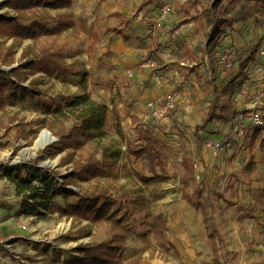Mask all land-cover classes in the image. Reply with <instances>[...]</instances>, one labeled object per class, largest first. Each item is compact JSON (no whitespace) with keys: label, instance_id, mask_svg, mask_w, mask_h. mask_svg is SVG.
I'll return each instance as SVG.
<instances>
[{"label":"rangeland","instance_id":"rangeland-1","mask_svg":"<svg viewBox=\"0 0 264 264\" xmlns=\"http://www.w3.org/2000/svg\"><path fill=\"white\" fill-rule=\"evenodd\" d=\"M4 1L6 0H0V13L15 16L17 12L4 6ZM209 1L211 2V0H156L148 3L146 0H72L70 5L59 9L36 7L23 12L25 23H29L32 18H37L51 27L67 24L68 27L59 33L42 35L36 40H14L0 34V68L11 72V67L19 64L26 65L27 60L39 57L43 50H49L56 53L69 71V78L62 80L43 72L33 74L29 69H24L22 83L27 85L32 78H39L40 93H34L21 101H10L5 97V101L0 103V239L5 240L3 244L0 243V264H71L73 257L80 254L82 244L108 240L115 231L110 221L93 224L89 221H80L61 215L59 212L44 215L23 214L21 211L22 197L17 194L14 183L9 181L3 173L7 165L19 162L30 164L32 170L41 167L43 170L39 173V177H35L33 173L31 176L32 181L37 185L41 184L40 176L50 172L51 169L59 171L57 179L60 183L63 178L71 174L72 163L59 166L65 150L51 151L50 146L54 141L39 148H36L35 144L44 129L52 136L54 135L47 127H44L42 120L48 121L54 111V106L58 103L66 105L71 96L80 92L78 81L86 64L92 66L100 61L101 56L97 53V49L95 47L89 49L92 37L88 38L84 34L90 29L98 32L101 28V21L95 20V14L101 13L104 8L106 9L105 14L111 12V16L113 14L119 16L120 12L126 13L127 15L123 17L127 22V27L123 31L129 34V38L127 40L124 38V42L127 45L128 43L134 46L139 45V50L136 52L143 57H141V62L145 63L149 60H156L148 55L147 40L150 35L148 32L156 24L153 17L163 16L169 24L165 28V48H173V51H170L172 52L170 60L167 59L169 51L165 50L164 54H168L166 59L171 61L170 68H174L176 63L191 60V55L199 58L205 53L210 27L206 25L204 15L199 14L201 8L209 4ZM144 2L147 4L143 5L141 10L138 9L139 5ZM164 6L170 7L166 16L162 12ZM113 9L115 10L112 11ZM216 11L221 12L220 14H227L234 20L233 25L227 26L228 32L220 37V44L223 46L236 44L241 50L264 47V14L257 11L253 2L223 0ZM130 27L134 32L133 37H130ZM176 30H179V34L171 39L168 34ZM11 52L14 53L13 56L10 55ZM107 54L113 55L112 52ZM4 60L11 64L4 63ZM214 63H217L216 58ZM178 70L182 74L187 72L185 69ZM203 70H206V67L200 64L194 71L197 74L196 77L193 73L187 75L188 78L190 76L196 78L200 86V90L196 87L194 91L190 89V94L187 93V96L196 95L201 91V95L204 96L203 100L207 103L212 102L215 93L211 92L212 83L209 84V81H214L218 88L215 91L219 95L218 103L222 104L225 101L222 97L225 85L232 83L237 85L238 83L235 77L237 70L230 67L225 75L219 74L216 79H211L209 72L207 73V70L203 72ZM91 71L92 69H89V72ZM167 72L169 75L165 74V80H167L168 88L180 90L183 99L184 88L179 86L176 80L178 75L169 70ZM191 86L194 85L191 84ZM90 90L94 99L99 101L105 99L104 97L97 98L103 92L99 87L91 86ZM159 98L158 100H161ZM230 105L224 109L223 113L228 120H216L214 125L207 128L209 132L219 128L227 135L234 128L236 125V113L234 112L240 106L237 107L233 103ZM71 122H67L66 126H69ZM61 126L59 125V128ZM109 128L105 137L85 145L79 155L86 156L89 152H93L96 156H100V149L103 146L121 148V156L117 161L114 175L96 177L90 181L78 182L76 185H65L66 187H62L63 190L71 191L73 190L71 186H74L76 187L74 191L85 192L103 187L117 199V205L113 210H116L120 203L126 205V208H123L117 216L120 218L126 213L128 215L124 222L127 231L124 262L136 260L135 264H214L212 239L206 233L203 213L181 204L182 201L179 199L181 186L176 181L162 183L158 187L166 194L165 205L154 201L151 192L155 186L147 187L136 175L137 172L144 175L148 170L145 157L137 158L131 153L132 150L138 148V145L125 142V139L122 141L121 136L113 130L111 125ZM200 135L201 138L197 139L191 134V144L188 148L175 146L167 151L169 159L166 172L172 177H178L180 174L181 158L185 153L193 160H201L204 153L202 143L206 146L208 139H205L207 138L205 131H202ZM128 153L131 155L127 162L125 158ZM39 155L41 158L35 162ZM256 157L258 171L252 178L253 183H248L243 177V182L247 187L242 191L240 199L244 207L252 210L255 219L246 217L244 211L238 213V207L227 206L226 203L215 211V221L219 232L225 238L224 244H221L217 231L219 254L225 264H228L223 256L225 249L236 253L239 261L237 264H264V149ZM46 161L50 163L47 164ZM230 171L229 164H227L223 171L217 174L218 177H213V172H210V181L217 178L212 184L213 188H216L214 190L223 189L227 183L232 181L229 177ZM215 172H218L217 169ZM259 183L263 185L258 186ZM257 190L261 193H259L258 200H254L253 197L251 198V193ZM144 196L146 201H143ZM53 199L62 205H67L76 201L77 197L67 198L62 194H57L53 196ZM159 214H165L170 224L173 216H177L179 230L174 229L172 225L167 233L168 241L177 246V253L172 249L167 252L156 246L157 238L153 221ZM182 238L188 243L187 249L183 246ZM10 243H14L13 246L11 244L7 247L6 244L10 245Z\"/></svg>","mask_w":264,"mask_h":264},{"label":"trees","instance_id":"trees-1","mask_svg":"<svg viewBox=\"0 0 264 264\" xmlns=\"http://www.w3.org/2000/svg\"><path fill=\"white\" fill-rule=\"evenodd\" d=\"M148 3H152L156 0H146ZM223 0H211L209 4L203 6L199 15H204L206 19V25L210 27L209 39L206 43L205 53L207 55L211 66H214V60L217 52L220 50L223 44H220V37L224 36L228 30L227 26L233 25L234 20L227 14H220L216 10ZM247 2H253L257 11L264 14V0H245ZM72 0H6L3 5L12 8L17 12L15 16L0 13V34L7 38H13L14 40L31 39L36 40L42 35H54L67 28V24H58L57 26H48L41 22L37 18H32L29 23L23 22V12L31 10L36 7H45L52 9H59L70 5ZM143 3L139 5L138 9H142ZM1 6V5H0ZM220 16L218 17V15ZM197 17V16H196ZM124 38L127 40L128 35L124 34ZM99 37L97 34H93L92 42L89 49H94L98 43ZM239 53L241 58L238 63L239 69L235 77L238 79L237 85L234 83L224 87L222 90V97L224 102L218 103V93L215 92L218 88L214 81L213 91L215 98L209 104V113L204 121L196 127L195 134L199 136L198 131L204 129L210 122L214 120L227 121L228 117L225 116L224 109L230 107L231 103H235L234 96L237 91L242 87V83L247 75V72L252 70L255 63L258 62V48H246L241 50L236 44H232ZM13 52L10 53L13 56ZM155 54V51H150L149 56ZM26 55V53H25ZM244 56V57H243ZM192 59L196 58L195 55H191ZM243 57V58H242ZM6 64H11L9 61H3ZM208 62V63H209ZM178 69L187 70V75L193 73L197 66L203 64L206 67L207 72L211 73L210 78L216 79L221 74L217 73V69H211L207 67V62L204 61L194 65L176 63ZM216 66V64H215ZM24 69H29L31 73L43 72L49 76H55L62 80L69 78V71L66 64H64L55 52L49 50H43L39 57L26 61V65L19 64L11 69V72L0 68V103L5 101L7 97L10 101H21L27 96H31L34 93L39 94L38 86L40 84L39 78H32L29 84L22 83L24 76ZM205 70V71H206ZM216 72V74H215ZM235 79V80H237ZM78 87L80 92L74 96H71L66 105L58 103L54 106L51 118L46 121L42 120L44 127H47L57 140L50 146V150H65V154L61 157L59 166L72 163L73 170L69 176L63 178L60 183L57 179L59 174L58 170L51 169L50 172L42 174L40 176L41 184H35L32 179V173L35 177H39V173L42 172L41 167H37L32 170L30 164L19 162L17 164L7 165L4 170V176L14 183L17 194L22 197L21 211L26 215H44L46 213L59 212L61 215L72 217L80 221H89L93 224H98L105 221H110L114 227L113 236L104 241H90L82 244L80 254L74 256L71 260V264H135L136 260L124 262L123 256L126 250V237L127 231L124 226V222L127 219V213L120 218H117L118 214L123 208H126L125 204H119L116 210H113L117 205V199L106 188H97L96 190L76 192L74 190H63L65 185H76L78 182L90 181L96 177H110L114 175L117 161L121 156V148H113L112 146H103L100 149V156H96L95 153L89 152L86 156H80L79 153L85 145L90 142L97 141L107 135L105 126L109 120L110 112L113 109L105 100L94 99L89 92V73L85 72L81 74ZM226 90H228L226 92ZM236 108L235 112H240ZM180 114V107L178 104L168 111V116L178 117ZM236 117V116H235ZM71 122L69 126H66L67 122ZM177 119H174L177 126ZM156 123V124H155ZM157 125V120L153 118L151 123ZM59 125H62L59 128ZM146 135L141 136L142 142L139 148L132 150V154L137 158L144 156L148 161V172L151 175H143L139 172L136 175L139 177L142 184L148 186L154 185L155 188L151 192L152 199L154 201L160 200L164 197L163 192L159 190L160 184L167 182L170 176L166 174V165L168 154L167 151L171 150V145L180 139H188L183 129H178V132L172 134V132H164V135L153 134L152 132L145 131ZM148 133V134H147ZM262 148L264 147V135L260 138ZM61 146V148L59 147ZM225 151V150H223ZM41 156L39 155L35 162L39 161ZM182 164L184 166V172L180 176V183L182 184V196L183 198L195 209L201 210L204 213V220L206 223L207 235L212 239V250L214 253V264H225L219 254V246L216 240L217 228L210 222L212 218V211L208 212L209 205L212 206L213 196L226 197V193L231 186H226L223 192L216 191L214 195L208 196L203 199V189L194 186L196 180L197 170L193 161L183 156ZM243 171L246 172V176L249 178L248 183H251L252 176L257 173L258 165L255 159V155L252 154L249 157L248 162L243 165ZM62 191V192H60ZM259 190L253 192L252 197L254 200H258ZM62 194L69 198L70 196H76L77 200L70 202L67 205H62L53 199L54 195ZM146 198L144 196V200ZM244 214L250 219H255V215L248 207L245 208ZM153 228L157 238V248H161L164 251L175 249L174 245L167 239L168 223L164 214H159L153 221ZM219 241L224 244V238L220 235ZM223 256L226 258L228 264H237L236 253L231 250L225 249Z\"/></svg>","mask_w":264,"mask_h":264},{"label":"crops","instance_id":"crops-1","mask_svg":"<svg viewBox=\"0 0 264 264\" xmlns=\"http://www.w3.org/2000/svg\"><path fill=\"white\" fill-rule=\"evenodd\" d=\"M114 10L115 9H113L112 11ZM105 11L106 9L104 8L102 9L101 13L97 12L95 14L96 15L95 20L101 21V28H99V31L94 32L93 29L92 30L90 29V31H85L87 33H84L88 38L92 37L93 34L98 35L99 41L95 45V48L97 49V53H99L101 58L100 61L99 62L97 61L98 63H96L95 65L91 66L89 64H86V68L83 72V73L85 72L89 73V92L91 93V95L93 96L90 87L91 86L99 87V89L101 91L103 90V92H101L100 94L101 96L98 95L97 98L104 97L105 98L104 100L110 105V108L113 109V112H110L109 114L108 123L110 124L107 123V126H105V130L106 131H108V129L110 130L109 127L111 125L113 127V130L116 131L119 134V136H121L120 138L122 141L123 139H125V142H129L130 144H136L138 145V148L140 146V143L142 142L141 136L146 135L145 131H149L152 132L153 134H159L163 136L164 132H172L173 134L175 132H178V129L180 128L183 129L188 139L179 138L177 142H174L175 145L170 144L172 149L175 148V146H177L178 148H180L181 146L188 148L191 144V134L195 135L194 137L198 139L201 138L200 133L202 131H205L207 133L206 136L207 138L205 139L208 140L225 138L226 134L224 132H221L219 128L218 130L211 132L207 130V128L215 124L216 120L210 122L204 129H200L198 131L199 136H197L194 133L196 127L199 124H201L208 115L209 104L211 102L207 103L203 100L204 96L201 95V91H199L196 95L187 96V93L190 94V89H193L194 91L195 89L194 87L200 90L199 81L196 78H192V76L188 78L187 72L184 73L183 71L184 74L179 73L180 70L177 69L178 68L177 64L176 67L174 66V68H170L171 65L169 66V63H171V61H169L170 60L169 57H171L170 54L172 52L170 53V51H173L172 50L173 48L172 47L165 48L166 47L165 28L168 27L169 25L168 21L166 22L163 16L153 17V19L156 21V24H154V26H152L153 28H151L150 32H148L150 33V35L148 36V40H147L148 43L147 48L149 52L155 51V54H153L152 56L156 59L154 60L156 63L155 66H147L145 62H141L142 56L139 55L138 52H136L137 50H139L138 47L139 45L134 46L129 43L127 45L124 42V34L129 35L127 34L126 31H123L127 27V22L125 21V18L123 16H126L127 14L124 12H120L121 15L119 16H117L116 14H113L111 16L110 15L111 12L105 14ZM133 24L136 25L135 23ZM182 26L185 25L182 24ZM129 32L131 35L130 37H133L134 32L132 28ZM178 34H179V30H176L175 32L171 34L169 33L168 35L172 39L176 37V35ZM165 50L169 51L168 52L169 56L167 57V59L169 60L166 59V56L168 54L167 55L164 54ZM108 52H112L113 55H108L107 54ZM206 57L208 56L202 54L199 58L182 61L181 63L182 64H190L191 62L200 63L204 58V61L207 62L206 65L207 67H210L212 70L217 69V65L215 66L214 64V66H211L209 59L206 60ZM89 69H92L93 72L92 71L89 72ZM168 70L171 71L173 74L178 75V78H176V80L178 81L179 86L181 87L183 86L184 88L183 99L181 98V100L178 102V106L180 107V114L178 117H170L167 115L166 117L161 119L160 122L157 121V125L154 126V124L153 125L151 124L153 122V117L151 115V108L149 107V102H151L152 100H158L159 97H160L159 99H161V97L164 98L165 95L172 92L173 90H178V89L170 90V88H168V85L166 84L167 80H164L160 85L161 87L159 86V88H156L154 86L155 77L157 75H163L165 78V74L169 75V72H167ZM203 72L206 71L203 70ZM210 74L211 73H209V75ZM179 76H181V78ZM193 76L196 77L197 74L193 72ZM191 84H193L194 86L192 87ZM209 84H211L210 81ZM210 87L213 88V83L212 85H210ZM202 103L203 105H201ZM174 119H177L176 121L178 123L177 126L175 125ZM245 124L248 127L247 128L248 131H250V129L252 128V127L250 128V123L248 122ZM248 131L243 132L241 138L243 141L238 149L221 151V153L219 154L220 156L218 155L219 157L214 156V154L212 153V148L207 145L205 146L204 143H202V147L204 148V153L203 156L201 157V160H196V159L193 160L186 153L183 155L189 157L193 161L194 166L196 167L197 174H196V180L194 186L203 189V199L206 200L208 196L211 195L213 196L216 191L223 192L226 186H231L229 187L226 193L224 192L226 197L213 196L212 206L209 205L208 207V212L212 211V218L210 222H212L215 225L219 235L222 234L219 232L218 224L215 221L216 209L221 205L224 206L223 204L226 203L227 206L238 207V211H237L238 213L239 212L241 213L242 211L245 210L246 207H244L241 204L240 199L242 196V191H244L245 187H247V185L244 184L243 182L244 181L243 177L246 178L247 181L249 180V178L246 176V172L243 171L242 167L248 162L249 157L252 154L255 155V159L257 161L256 156L259 154V152H261V150L264 149V147L262 148L260 141V138L262 135H264V133H262L259 130H253L251 131L253 134L250 135ZM247 148L250 151H247ZM130 155H131L130 153L126 155L125 160L127 162L129 160ZM182 158H181L180 174L178 175V177H172L171 174L166 172V174L170 176V179L169 181L163 183L176 181L178 185L181 186V190L179 193L180 194L179 199L182 201L181 204L184 207H188L191 210L192 209L197 210L194 207H192L182 196L183 187L182 184L180 183V176L184 172ZM168 159L169 157L167 158V162ZM227 164H229V169L231 170L229 177L232 178V181L227 183L223 189L214 190L216 188H213L212 184L216 181L217 178L210 181L209 174L210 172H213V177H216L217 174L220 173V171H223V168H225ZM216 169L218 172H215ZM165 170H167V165ZM148 171L149 170H147V173H144V175H151V173H149ZM251 183H253V180L251 181ZM262 185H263L262 183L258 184V186H262ZM163 194L164 197L157 201L165 205L164 199L166 194L165 193ZM248 196L250 197V192L248 193ZM251 198H252V193H251ZM175 211L178 213L177 210ZM177 222L178 220L176 215L173 216V221L171 224L167 218L168 229L170 226L172 227L173 225V228L177 230L179 228ZM166 233H168V230ZM167 239H168V235H167ZM216 239H217V234H216ZM224 242H225V238H224ZM171 243L174 245L175 248L174 251L177 253L178 252L177 246L173 242ZM187 244L188 243H186L184 239L183 246H185L186 249L188 248Z\"/></svg>","mask_w":264,"mask_h":264},{"label":"built area","instance_id":"built-area-1","mask_svg":"<svg viewBox=\"0 0 264 264\" xmlns=\"http://www.w3.org/2000/svg\"><path fill=\"white\" fill-rule=\"evenodd\" d=\"M170 11L169 6L162 7V12L166 16ZM258 62L255 63L252 70L247 72V75L242 83V87L235 93L234 101L241 106L240 112L236 114V125L223 139L208 140L206 145L212 148L213 154L216 156L223 150H236L241 146L242 134L248 131L245 123H250V131L259 130L264 133V47L259 48L257 54ZM241 53L233 45H225L220 48L216 54L217 68L221 74L225 75L228 69H239V61ZM208 60V57H206ZM155 61H148L147 66H155ZM196 62H191L194 65ZM165 80L163 75H157L154 80V86L157 88ZM181 99L179 90H173L161 98V100H152L149 102L151 115L156 120H161L167 116L168 111L174 108ZM246 130V131H245ZM247 151H250L247 148ZM63 180V179H62ZM61 180V182H62ZM73 190L76 187L71 186ZM5 240L0 239L3 244ZM13 246L14 243L6 246Z\"/></svg>","mask_w":264,"mask_h":264},{"label":"bare ground","instance_id":"bare-ground-1","mask_svg":"<svg viewBox=\"0 0 264 264\" xmlns=\"http://www.w3.org/2000/svg\"><path fill=\"white\" fill-rule=\"evenodd\" d=\"M52 142V134H50L48 131H46V129H44L39 138L36 141L35 147L39 148L40 146H45L48 143ZM47 164H49L50 162L46 161Z\"/></svg>","mask_w":264,"mask_h":264},{"label":"water","instance_id":"water-1","mask_svg":"<svg viewBox=\"0 0 264 264\" xmlns=\"http://www.w3.org/2000/svg\"><path fill=\"white\" fill-rule=\"evenodd\" d=\"M14 67H15V66L11 67V69L14 68ZM49 133H50V132H49ZM56 140H57V138L53 135V136H52V141H56Z\"/></svg>","mask_w":264,"mask_h":264}]
</instances>
